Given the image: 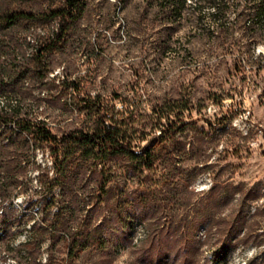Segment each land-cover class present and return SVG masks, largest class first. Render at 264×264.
<instances>
[{
	"label": "rangeland",
	"instance_id": "1",
	"mask_svg": "<svg viewBox=\"0 0 264 264\" xmlns=\"http://www.w3.org/2000/svg\"><path fill=\"white\" fill-rule=\"evenodd\" d=\"M80 2L0 0L39 18L0 19V106L56 137L122 120L134 153L2 126L0 264H264V0Z\"/></svg>",
	"mask_w": 264,
	"mask_h": 264
},
{
	"label": "trees",
	"instance_id": "2",
	"mask_svg": "<svg viewBox=\"0 0 264 264\" xmlns=\"http://www.w3.org/2000/svg\"><path fill=\"white\" fill-rule=\"evenodd\" d=\"M76 9V12L82 9V3L80 0H64V7H61L57 11H51L50 13H46L44 18H53L57 15H60L62 18L69 16L70 18L74 16L73 10ZM1 21L5 22L6 24L12 25L18 21L25 20V21H35L39 20L38 15L34 13H26L24 11H6L0 17ZM3 78L0 82V88L3 86ZM121 125L122 120L116 119L114 121V125H108L102 122V127L100 129L92 132V133H74L70 135H65L63 137H56L48 128L44 126L42 122H32L27 121L24 119H16L12 120L11 116L8 112L5 111L3 106H0V128L2 127L3 130L11 129L13 131H17L19 135L23 136H30L33 138H40L46 141H50L53 143H63L65 146L70 145L71 143L77 144H89L95 143L98 144L102 149L105 151L110 152H119V153H126V154H133L134 151L124 142L123 138L121 137ZM2 141H0V149L2 146ZM3 162L0 160V168ZM1 174V173H0ZM1 178V176H0ZM8 181V177L1 180L0 183H5ZM0 208L3 202L6 200L5 193H8V188L2 187L0 184ZM60 213L57 212L53 219L49 222L48 225H34L33 231L31 235L26 240V243L31 244L34 243L37 246L40 245L43 237L46 233L50 230L58 231L59 228V218ZM195 224V223H193ZM8 227V221L5 219L0 223V231L5 232ZM233 240L231 237H227V239L221 240L222 243L220 246H216L212 250V259L214 262H218L221 258L226 256L228 246ZM220 241V242H221ZM75 243V241H73ZM154 257V258H153ZM153 263L154 264H165L166 257L164 253L157 252L153 255ZM18 264V263H17Z\"/></svg>",
	"mask_w": 264,
	"mask_h": 264
},
{
	"label": "water",
	"instance_id": "3",
	"mask_svg": "<svg viewBox=\"0 0 264 264\" xmlns=\"http://www.w3.org/2000/svg\"><path fill=\"white\" fill-rule=\"evenodd\" d=\"M156 138H157V136H156L152 141H150L149 145L143 147V148L140 150V152H143V151H145L146 149H148V147H149V146L155 141Z\"/></svg>",
	"mask_w": 264,
	"mask_h": 264
}]
</instances>
